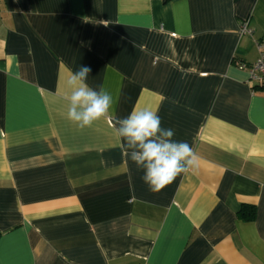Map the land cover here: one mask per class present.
Masks as SVG:
<instances>
[{"label":"crops","instance_id":"0c3cea01","mask_svg":"<svg viewBox=\"0 0 264 264\" xmlns=\"http://www.w3.org/2000/svg\"><path fill=\"white\" fill-rule=\"evenodd\" d=\"M262 36L264 0H0V264H264ZM82 66L113 98L84 129ZM143 108L199 157L159 192L115 134Z\"/></svg>","mask_w":264,"mask_h":264},{"label":"clouds","instance_id":"9594fccd","mask_svg":"<svg viewBox=\"0 0 264 264\" xmlns=\"http://www.w3.org/2000/svg\"><path fill=\"white\" fill-rule=\"evenodd\" d=\"M90 72V67L82 66L65 81L67 119L80 129L92 127L113 107V98L103 86L97 91L86 83ZM114 126L122 150L143 170L142 180L152 192L161 191L178 175L198 167L199 157L193 147L174 140V130L161 127L156 111L134 109L125 118H115Z\"/></svg>","mask_w":264,"mask_h":264},{"label":"built area","instance_id":"2783aa9c","mask_svg":"<svg viewBox=\"0 0 264 264\" xmlns=\"http://www.w3.org/2000/svg\"><path fill=\"white\" fill-rule=\"evenodd\" d=\"M240 34H251L252 30L248 26V19L245 18L239 25ZM254 44L258 50V56L255 61L246 63L243 61H235L238 68L245 69L249 73V81L257 83L264 87V36L254 40ZM141 264H147L142 262Z\"/></svg>","mask_w":264,"mask_h":264},{"label":"trees","instance_id":"16d2710c","mask_svg":"<svg viewBox=\"0 0 264 264\" xmlns=\"http://www.w3.org/2000/svg\"><path fill=\"white\" fill-rule=\"evenodd\" d=\"M242 209H246L247 210L245 213L244 212H242V213L240 212L239 213L242 218H244V219H252L253 218V216H254L253 207L247 206V205H242L241 210Z\"/></svg>","mask_w":264,"mask_h":264}]
</instances>
